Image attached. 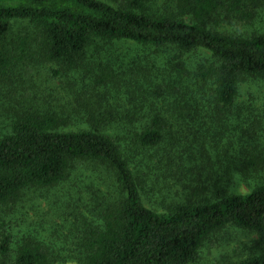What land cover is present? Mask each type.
<instances>
[{
	"label": "trees",
	"instance_id": "trees-1",
	"mask_svg": "<svg viewBox=\"0 0 264 264\" xmlns=\"http://www.w3.org/2000/svg\"><path fill=\"white\" fill-rule=\"evenodd\" d=\"M109 1L113 4L0 0V83L9 84L17 74H31L41 63L55 66L56 77L73 73L84 67L92 52L100 55L103 45L132 42L176 54L178 63L171 62L175 72L166 75L173 94L182 96L175 73L190 77L192 90L199 91L194 96L188 87L194 98L184 101L182 96L178 121L203 119L209 125L259 119L240 105L239 98L249 80L264 82V33L239 36L220 28L252 26L264 10V0ZM23 23L27 30L13 37L14 25ZM190 54L201 60L188 68L182 59ZM108 82L103 74L96 85ZM101 111H89L82 122L89 129L79 131H66L74 119L65 114L19 113L11 132L0 134V207L15 208L33 191L68 185L76 171L86 167L93 173L92 191L97 182L109 185L92 204L85 202L81 188L79 196L70 198L73 208L86 210L99 221L82 244V264H193L207 241L228 228L249 230L260 238V254L237 264H264V177L248 194H231L218 186L212 197L188 196L165 212L154 211L146 204L148 179L156 178L162 168L151 170L153 158L148 152L164 144L169 118L156 113L150 119H131L132 126L114 137L107 128L116 125L119 117ZM239 161L237 170L246 176L260 172L264 163L258 156ZM16 241L19 246L12 259ZM53 262L44 242L34 237L17 240L8 224L0 221V264Z\"/></svg>",
	"mask_w": 264,
	"mask_h": 264
},
{
	"label": "rangeland",
	"instance_id": "rangeland-1",
	"mask_svg": "<svg viewBox=\"0 0 264 264\" xmlns=\"http://www.w3.org/2000/svg\"><path fill=\"white\" fill-rule=\"evenodd\" d=\"M102 1L110 3L109 0ZM26 25L15 24L13 37L27 30ZM220 30L239 36L264 33V10L252 26L224 25ZM102 47L100 55L93 56L92 52L84 67L73 73L56 77L55 66L41 63L31 74H17L9 84L0 83V134L10 133L16 116L27 110L70 116L74 124L66 131H79L89 129L82 123L83 119L88 117L89 111L99 108L100 113L109 112L119 117L116 125L107 128L114 137L132 126L131 119H150L153 114L162 113L169 118L165 122L168 128L165 142L148 152L153 158L151 170L162 168L156 178L148 179L146 204L149 208L161 213L174 202H185L188 196L203 200L212 197L218 186L225 187L231 194H248L261 183L264 163H261L260 172L255 171L249 176L238 172L240 166L237 165H240L239 159L246 156L264 159V82L249 80L243 84L239 98L240 105L259 119H230L209 125L203 119L198 123L194 119L178 121L182 110L178 103L183 100L182 96L187 101L194 98L193 94L199 96V91L192 90L190 77L180 78L177 73L174 76L182 83V96L173 94L170 83L166 84V75L175 72L173 63H178L174 59L175 53L167 49L144 48L132 42ZM187 57L182 60L188 68L201 60L198 55ZM103 69L107 72L102 73ZM103 74L108 76L109 82L96 85ZM240 113L242 117L244 114ZM184 123L190 126L187 128ZM193 124L195 130L196 127L200 129L194 132ZM159 161L161 167H158ZM91 174L92 171L84 167L76 171L68 185L47 192L33 191L15 208L0 207V221L8 224V230L17 240L34 237L44 242L54 257L53 264H82L85 258L82 244L99 221L86 210L82 213L73 208L70 198L79 196L81 188L85 202L92 204L106 193L109 185L108 182H97L96 190L92 191ZM259 240L258 234L249 230L225 229L207 241L198 261L193 264L243 262L260 254ZM16 242L12 259L19 246V241Z\"/></svg>",
	"mask_w": 264,
	"mask_h": 264
}]
</instances>
